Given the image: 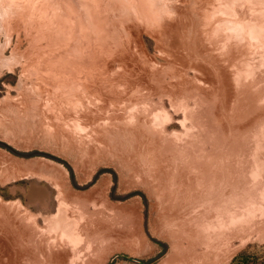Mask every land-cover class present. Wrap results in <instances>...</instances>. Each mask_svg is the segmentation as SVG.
<instances>
[{
    "label": "rangeland",
    "instance_id": "rangeland-1",
    "mask_svg": "<svg viewBox=\"0 0 264 264\" xmlns=\"http://www.w3.org/2000/svg\"><path fill=\"white\" fill-rule=\"evenodd\" d=\"M243 261L264 0H0V264Z\"/></svg>",
    "mask_w": 264,
    "mask_h": 264
},
{
    "label": "bare ground",
    "instance_id": "bare-ground-1",
    "mask_svg": "<svg viewBox=\"0 0 264 264\" xmlns=\"http://www.w3.org/2000/svg\"><path fill=\"white\" fill-rule=\"evenodd\" d=\"M127 9H128V8H127ZM83 226H84V225H83ZM82 229H83V228H82ZM21 231H22V230H21ZM89 234H90V233H89ZM79 235H80V234H79ZM93 238H94V237H93ZM99 238H100V237H99ZM60 241H61V240H60ZM65 241H66V240H65ZM65 241H64V242H65ZM81 242H82V241H81ZM68 244H69V243H68ZM91 244H92V243H91ZM85 245H86V244H85ZM85 245H84V247H85ZM90 246H91V245H90ZM90 246H89V247H90ZM98 246H99V244H98ZM65 247H66V246H65ZM89 247H88V248H89ZM21 251H22V250H21ZM49 253H50V252H49ZM88 253H89V252H88ZM87 255H88V254H87ZM63 256H64V255H63ZM81 256H82V255H81ZM58 257H59V256H58ZM65 257H66V256H65ZM69 257H70V255H69ZM89 257H90V256H89ZM80 258H81V257H80ZM50 259H51V258H50ZM50 259H49V260H50ZM52 260H53V259H52ZM89 262H90V261H89ZM50 263H51V262H50ZM55 263H56V262H55ZM59 263H60V262H59ZM59 263H58V264H59ZM64 264H65V263H64Z\"/></svg>",
    "mask_w": 264,
    "mask_h": 264
},
{
    "label": "trees",
    "instance_id": "trees-1",
    "mask_svg": "<svg viewBox=\"0 0 264 264\" xmlns=\"http://www.w3.org/2000/svg\"><path fill=\"white\" fill-rule=\"evenodd\" d=\"M243 264H245V261H243Z\"/></svg>",
    "mask_w": 264,
    "mask_h": 264
}]
</instances>
